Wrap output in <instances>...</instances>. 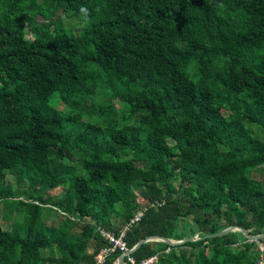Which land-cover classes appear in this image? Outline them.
Returning a JSON list of instances; mask_svg holds the SVG:
<instances>
[{"label": "trees", "instance_id": "16d2710c", "mask_svg": "<svg viewBox=\"0 0 264 264\" xmlns=\"http://www.w3.org/2000/svg\"><path fill=\"white\" fill-rule=\"evenodd\" d=\"M0 201L20 216L0 264H98V227L117 234L142 205L129 248L199 238L146 241L136 262L264 261L241 231L203 237L264 233V0H0Z\"/></svg>", "mask_w": 264, "mask_h": 264}, {"label": "rangeland", "instance_id": "374dc122", "mask_svg": "<svg viewBox=\"0 0 264 264\" xmlns=\"http://www.w3.org/2000/svg\"><path fill=\"white\" fill-rule=\"evenodd\" d=\"M57 17H59L61 20L62 29H64L67 32L74 33V34L78 33L81 30L83 24L85 23V21H83V19H81L79 17L77 18V17L68 16V15L64 14L62 11L56 12L55 18H57ZM35 19H36V21H42L43 17L40 15H36ZM27 35L30 36L29 33H27ZM116 105L119 106V102H117ZM246 126L253 127L254 132L256 134L261 135L260 130L255 125H250V124L246 123ZM72 163H74L77 167H80V165L78 164V159L76 157L73 158ZM251 175L256 179L263 178V175L257 170L252 171ZM6 178H7L8 182H10V183L14 182L12 175H7ZM64 188H65V185L60 184L54 190H52L51 193L54 195H59L63 191ZM4 215L5 216L7 215L8 217L6 216V218H5ZM42 217H43L42 219H43L44 223L47 225V224H50L52 222L57 221L58 219H60L61 216L57 215L54 211L46 209L43 212ZM15 220H20V216L16 215V213L14 211L13 212H6L5 208L3 206V202L0 201V226L3 229H10ZM186 231H187V229H184L182 232H186ZM195 236H197V235H195ZM182 249H183V251H186V252H188V250H189L188 247H183ZM88 251H91L90 247H88Z\"/></svg>", "mask_w": 264, "mask_h": 264}, {"label": "built area", "instance_id": "2783aa9c", "mask_svg": "<svg viewBox=\"0 0 264 264\" xmlns=\"http://www.w3.org/2000/svg\"><path fill=\"white\" fill-rule=\"evenodd\" d=\"M36 202V201H35ZM154 203H151L150 206H153ZM147 205H142L140 206L134 213L133 217L130 219V221L128 223H126L125 225H123L119 232L117 234H114L110 231H106L100 227H98L100 234L105 237L106 239L109 240V242L112 244L109 247H104L102 248L95 256V262L98 264H101L104 262L105 257L107 256V254L111 251H113L115 248H117L119 251L121 252H127L129 247L126 245L125 242V235L127 230L129 229V227L133 224L136 223L140 220L141 216L144 213V210L146 209ZM64 214V213H63ZM71 219H74V217L70 216ZM258 248L259 250L264 254V242H260L258 241ZM131 248V247H130ZM169 248L166 249V251ZM158 254L159 253H155L152 255H149L143 259H141L139 262H136L134 257L131 254H126L124 256V264H128V262L130 264H155L158 260ZM260 264H264L263 259H261Z\"/></svg>", "mask_w": 264, "mask_h": 264}, {"label": "water", "instance_id": "95a60500", "mask_svg": "<svg viewBox=\"0 0 264 264\" xmlns=\"http://www.w3.org/2000/svg\"><path fill=\"white\" fill-rule=\"evenodd\" d=\"M241 231L243 233V235L249 239V240H260L262 238H264V233H260V234H253L250 233L247 229H245L244 227H242L241 225L238 224H234V225H230L227 226L225 228H223L220 231H217L215 233H210V234H206L203 237H215V236H222L230 231ZM199 237L197 236H191V237H186L183 239H179V240H175V239H171L169 237L163 236V235H158V234H152V235H147L141 239H139L131 248L128 249L127 252H121L119 254V256L116 259V264H124V256L126 254H131L133 251H135L142 243L146 242V241H150V240H160L162 242H165L169 245H179L182 244L186 241H193L198 239Z\"/></svg>", "mask_w": 264, "mask_h": 264}]
</instances>
